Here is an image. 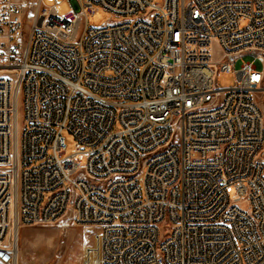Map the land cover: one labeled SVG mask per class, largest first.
<instances>
[{"label": "built area", "instance_id": "2783aa9c", "mask_svg": "<svg viewBox=\"0 0 264 264\" xmlns=\"http://www.w3.org/2000/svg\"><path fill=\"white\" fill-rule=\"evenodd\" d=\"M44 1L0 0V264L67 217L82 264H264V0Z\"/></svg>", "mask_w": 264, "mask_h": 264}, {"label": "rangeland", "instance_id": "374dc122", "mask_svg": "<svg viewBox=\"0 0 264 264\" xmlns=\"http://www.w3.org/2000/svg\"><path fill=\"white\" fill-rule=\"evenodd\" d=\"M26 1V0H24ZM24 4L25 20L28 25L32 22L37 0H27ZM45 7L55 6V1H44ZM56 9L60 15L72 12L73 4L68 0H60ZM111 20L110 15L97 11L83 19V26L101 27ZM213 58L220 56V49L213 43ZM236 84L233 74L219 73L217 85L220 88H229ZM255 99L264 113V84L256 93ZM22 118V111L20 112ZM68 155L75 152L76 146L72 136L65 133ZM232 193L231 197L234 198ZM92 230L77 225L71 218H64L51 225L25 226L19 232V264H82L84 250L89 243Z\"/></svg>", "mask_w": 264, "mask_h": 264}]
</instances>
